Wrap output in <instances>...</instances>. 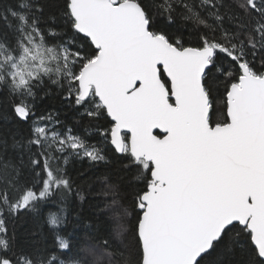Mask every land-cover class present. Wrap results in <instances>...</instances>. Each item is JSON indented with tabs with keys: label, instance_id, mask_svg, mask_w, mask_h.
I'll return each mask as SVG.
<instances>
[{
	"label": "snow or ice",
	"instance_id": "obj_1",
	"mask_svg": "<svg viewBox=\"0 0 264 264\" xmlns=\"http://www.w3.org/2000/svg\"><path fill=\"white\" fill-rule=\"evenodd\" d=\"M177 20L195 44L168 30ZM257 55L264 66V0H61L55 12L49 0L0 4V117L19 149V163L0 168V264H112L123 256L103 234L79 249L83 257L72 255L75 241L62 231L75 184L66 166L107 162L110 151L143 177L135 222L125 223L127 209L115 218L117 239L132 233L124 264H224L219 257L236 251L243 264H264ZM49 85L81 118L105 119L104 146L53 110L38 114ZM217 99L223 119L213 124ZM0 144L7 146L3 135ZM43 204L56 208L44 246L17 253L7 218Z\"/></svg>",
	"mask_w": 264,
	"mask_h": 264
},
{
	"label": "trees",
	"instance_id": "obj_2",
	"mask_svg": "<svg viewBox=\"0 0 264 264\" xmlns=\"http://www.w3.org/2000/svg\"><path fill=\"white\" fill-rule=\"evenodd\" d=\"M8 0H0V4ZM51 10L56 11V6L61 0H49ZM232 0H225V3H231ZM180 21L171 26L168 30L176 35H181L185 43H196L194 35H190L186 29L179 27ZM157 26L163 27L159 18ZM225 26H229L227 21ZM63 29V22L58 30ZM256 70H264L261 64L260 56L257 55L253 60ZM52 89V95L44 99L38 105L39 111L53 110L59 119L66 125L72 126L74 130L86 136L90 141L104 146L99 129L105 126V119L89 120L87 117L81 118L78 113L61 103L57 96L55 85H49ZM223 107L220 100L215 102V112L212 114L213 124L217 120L223 119L220 109ZM11 125L0 117V135L7 139V146L0 144V168L6 164L19 163V149L12 147V138L8 134ZM88 131H85V130ZM109 149L110 145L107 146ZM67 171L69 176L75 181L73 191L68 195L67 210L64 213V219L67 224L63 228V234H72L70 237L75 241V248L72 255L83 257L85 254L79 251L81 248L96 246L99 235H111L113 241V250H119L123 256L117 254L112 258V264H124V259L132 260L130 245L132 244V233L128 232L123 236V242L115 236L116 216L127 209L129 215L125 223L131 227L135 222L136 215L139 212L134 207L135 195L143 187V177L134 178L135 171H129L123 164L117 161L116 155L111 151L108 153L107 162L93 164L88 159H72L69 161ZM115 201V203H113ZM53 204H43L39 207L37 213H28L16 218H7V237L13 242L17 253H32L37 247L44 246L43 236L48 233L49 228L46 219L50 212H55ZM7 216V214H6ZM74 225H77L74 227ZM86 225H91V228ZM11 255V254H9ZM91 260V257H88ZM212 259H217L213 257ZM219 259L224 264H243V257L239 251L234 253H224ZM105 264H108V258H105Z\"/></svg>",
	"mask_w": 264,
	"mask_h": 264
},
{
	"label": "water",
	"instance_id": "obj_3",
	"mask_svg": "<svg viewBox=\"0 0 264 264\" xmlns=\"http://www.w3.org/2000/svg\"><path fill=\"white\" fill-rule=\"evenodd\" d=\"M156 133H158L159 132V130H154Z\"/></svg>",
	"mask_w": 264,
	"mask_h": 264
}]
</instances>
